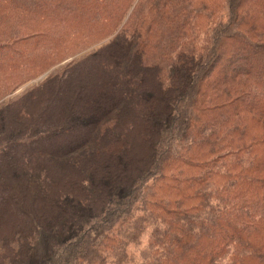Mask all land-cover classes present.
Instances as JSON below:
<instances>
[{
  "label": "trees",
  "instance_id": "1",
  "mask_svg": "<svg viewBox=\"0 0 264 264\" xmlns=\"http://www.w3.org/2000/svg\"><path fill=\"white\" fill-rule=\"evenodd\" d=\"M63 61L0 102V264H264V0H0V101Z\"/></svg>",
  "mask_w": 264,
  "mask_h": 264
},
{
  "label": "rangeland",
  "instance_id": "2",
  "mask_svg": "<svg viewBox=\"0 0 264 264\" xmlns=\"http://www.w3.org/2000/svg\"><path fill=\"white\" fill-rule=\"evenodd\" d=\"M115 35V34H114ZM114 35H112V36H110V37H108V38H106V39H104L102 42H101V44L99 43V45H95V46H93V47H91L90 49H89V51L90 50H93V49H96L98 46H101L102 44H106V43H108L110 40H111V38H113V36ZM81 53H79L78 55H76V56H79ZM71 58H73V57H71ZM70 58V59H71ZM70 59H67V60H70ZM67 61H63L62 63H59V64H57V65H55V66H53V67H51V68H49V70H51L48 74H46V76L41 80V81H39V82H36V79L38 78H35V79H33V80H31V81H29L28 83H26V84H24L23 86H21L20 88H19V90H16L14 93H12V94H10V95H8L6 98H5V100L6 99H8V98H14L15 96H17V95H20V94H22L23 92H25L28 88H33L34 86H36V85H38L40 82H42L54 69H56V68H58L59 66H61V65H63V64H65ZM49 70H47V71H49ZM46 71V72H47ZM46 72H44V73H46ZM43 73V74H44ZM43 74H41V75H43ZM40 75V76H41ZM39 76V77H40ZM4 100V101H5ZM3 102V101H2ZM147 241H148V236L147 235H145V237H143V242H144V245L145 244H147ZM143 246V245H142ZM132 248V250H136L137 251V249H135V247L134 246H132L131 247ZM30 264H38V262H37V259L35 258V255H34V253H33V258H32V260L30 261Z\"/></svg>",
  "mask_w": 264,
  "mask_h": 264
},
{
  "label": "water",
  "instance_id": "3",
  "mask_svg": "<svg viewBox=\"0 0 264 264\" xmlns=\"http://www.w3.org/2000/svg\"><path fill=\"white\" fill-rule=\"evenodd\" d=\"M50 71H51V70L47 71L46 73H44L43 75H41L40 77H38V78L36 79V82L41 81V80L46 76V74H48ZM4 100H5V99L1 100L0 102H2V101H4Z\"/></svg>",
  "mask_w": 264,
  "mask_h": 264
}]
</instances>
